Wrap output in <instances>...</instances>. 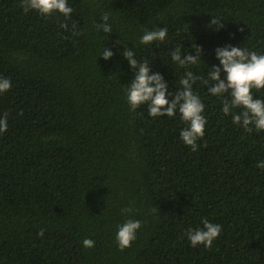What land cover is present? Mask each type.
<instances>
[{"label": "trees", "instance_id": "16d2710c", "mask_svg": "<svg viewBox=\"0 0 264 264\" xmlns=\"http://www.w3.org/2000/svg\"><path fill=\"white\" fill-rule=\"evenodd\" d=\"M69 5L65 21L25 12L23 0H0V76L12 83L0 95V115L8 116L0 135V264H264V169L257 167L264 132L233 125L221 98L197 81L207 124L192 151L179 139V114L129 109L134 70L115 45H135L136 58L174 93L185 71L168 55L176 46L203 49L202 62L190 66L196 75L218 63L217 46L264 52V0ZM104 14L108 36L96 30ZM212 17L221 19L220 31L209 27ZM155 27L168 29L167 40L140 45ZM104 44L115 53L107 61L97 57ZM253 94L264 99V90ZM129 218L142 227L120 250L116 228ZM202 219L222 231L210 248H193L186 232ZM85 238L94 247H83Z\"/></svg>", "mask_w": 264, "mask_h": 264}, {"label": "clouds", "instance_id": "9594fccd", "mask_svg": "<svg viewBox=\"0 0 264 264\" xmlns=\"http://www.w3.org/2000/svg\"><path fill=\"white\" fill-rule=\"evenodd\" d=\"M25 12L31 10L41 17L51 16L54 13L61 14L65 21L71 18L73 8L69 0H23ZM102 23L96 24L98 32L103 31L108 36L111 34L112 25L108 23L109 15L104 14ZM215 26L214 31L223 28L221 19L212 17L209 27ZM60 27L67 30L68 24L61 23ZM239 31L243 32L244 28ZM168 29L166 27H155L146 29L139 37L140 45H152L154 42L164 43L167 40ZM124 41L115 42L117 51L127 61L129 67L134 71L131 74V81L127 83L125 97L131 111H135L141 105H147V112L150 117L167 116L175 117L185 124L180 130L179 139L189 146L192 151H197L198 140L205 134L207 119L203 115L205 104L200 96L193 91V85L197 81L207 86L209 96L221 98L222 112L224 115L232 116V124L238 125L246 130H254L257 133L264 132V99L256 97L253 90L260 92L264 90V52L252 51L238 45L226 44L217 46L214 50V57L218 63L209 66L204 70V75H196L190 66L202 62L201 47L192 52L182 51V46H176L168 53L170 60L179 68L185 69L178 80L179 88L175 92L169 91V82L166 81L160 72L153 71L147 60L136 58L135 45L120 47ZM112 47L105 44L98 50V56L104 60H110L114 56ZM223 73V75H222ZM12 88L11 80L0 76V95L7 93ZM236 109L241 111L236 112ZM8 128L7 114L0 115V135H3ZM257 167L264 169V160L258 162ZM130 212V208L123 210ZM195 228L189 227L186 238L190 246L195 248L203 245L210 248L222 231V226L213 223L208 219H202ZM142 223L137 219H126L118 224L115 233V242L120 250L131 246L137 238ZM39 235H43L41 231ZM95 241L85 238L82 246L92 248Z\"/></svg>", "mask_w": 264, "mask_h": 264}]
</instances>
